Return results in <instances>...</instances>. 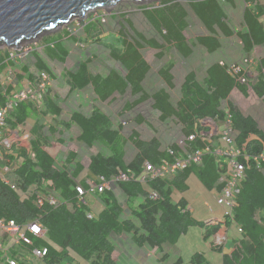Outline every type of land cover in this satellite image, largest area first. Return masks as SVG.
Returning a JSON list of instances; mask_svg holds the SVG:
<instances>
[{
  "label": "trees",
  "instance_id": "obj_1",
  "mask_svg": "<svg viewBox=\"0 0 264 264\" xmlns=\"http://www.w3.org/2000/svg\"><path fill=\"white\" fill-rule=\"evenodd\" d=\"M226 1L232 3L233 0ZM245 1L247 7L243 13L244 27L242 31L234 32L230 29L226 12L218 0H190L192 10L210 34L198 38L197 43L209 54H215L221 48L218 32L226 38L236 34L247 56L252 55L256 48L264 46V5L258 0ZM179 2L180 0H165L158 7H147L144 13L160 34L163 44L146 40L136 32L132 40L124 33L118 36L108 35L103 39V45L110 49L111 57L120 63L126 75L123 76L117 71H110L106 76L93 75L90 71L91 60L88 59L81 62L76 71H67L63 76L75 91L91 87L97 99L102 102L115 94L123 96L128 90L133 96H139L134 105L152 99L153 109L159 112V120L162 123L175 120L181 125L184 139H187V151H203L212 147L208 137L203 135L209 130L203 126L201 120H211L222 126L230 115L232 129L237 134L235 144L247 158L241 159L246 166V179L241 183L233 218L235 224L242 229V237L233 241L232 252L224 255L223 264H264V173L256 168L249 157L264 153V130L253 117L245 116L229 101L234 90L247 96L251 89L264 105V58L255 65L256 75L250 76L248 84L238 82L236 76L229 73L228 65L223 66L219 62L208 68L202 81L194 72L185 77L181 86V99L176 106L172 104L169 93L164 89L150 96L143 86L151 71L149 63L141 54L144 44L161 50V54H164L165 50L175 49L185 59L193 54L184 35L188 28V14ZM86 30L90 34L95 31L98 33L93 24ZM64 35L70 36L68 32H64L63 35L58 33L47 39L55 48L47 45L49 53H46V56H60V59L64 60L69 55L63 47ZM8 60L9 55L6 57L0 53V77L5 68L11 65ZM37 62L38 69L47 71L39 58ZM173 67L174 62L171 61L160 71V77L170 88L174 87V76L171 73ZM22 69L27 73V68ZM1 86L0 83V106L4 104ZM10 91L9 87L8 92ZM46 100L47 111L43 112L45 116L60 118L62 108L54 97L50 98V90ZM224 101H227V108L222 106ZM132 108L133 104L127 103L124 110ZM36 113L37 110L32 105L21 104L8 119V125L14 129L24 126L31 118L36 122L30 130V152L22 149L16 151L20 157H17L16 153L10 155L15 163L9 176L11 186L0 179V219L13 220L18 224L39 219L47 231V238L37 242V245L48 248L47 264H75L71 258L72 254L84 264H117L114 259L116 246L111 238L124 234L130 235L138 248L148 246L156 249L161 255L160 264H183L182 258L171 263V256L164 247L176 245L192 227H200L203 230V240L212 241V250L223 253V246L216 245L214 240L223 227L228 230L233 224L230 218H224L221 222L216 220L214 223H202L192 217L185 199L177 203L173 200L175 192L184 193L188 190L187 181L192 174L197 176L206 189L220 193L224 187L222 179L225 178L221 158L213 153H206L202 165L179 172L171 181L154 180L140 183L136 178L143 173L144 164L158 165L163 159H170L168 152L162 149V144L157 138L143 141L138 132H133L129 141L138 153L127 164L123 126L119 125L116 129L110 117L100 109L94 108L89 116L74 112L69 121L61 123L66 130L78 126L81 130L79 141L88 147L100 144L108 151V154L99 153L91 157L87 178L78 182V177L85 169L77 161V153L70 152L62 165L57 167L54 157L45 150L50 136L44 132L45 126L40 123ZM138 122L143 123L144 119H138ZM58 127H49V134L54 136ZM197 132H200L199 135L190 142L189 137ZM170 148L178 150L177 144ZM120 171L131 177L130 181L117 185L126 197V205H121L114 191L96 193L95 197L100 200L103 209L94 219H89V214L94 212L87 201L85 204H78L77 185L88 189L89 179L102 177L111 181ZM44 184L46 186H43ZM34 185H38V188L29 191ZM44 187L58 192V207H50L48 204L36 205L37 197L46 195ZM152 193H157L158 199H152ZM126 210L129 211L130 217L124 219ZM190 264L211 263L203 253H196L192 255Z\"/></svg>",
  "mask_w": 264,
  "mask_h": 264
},
{
  "label": "rangeland",
  "instance_id": "obj_2",
  "mask_svg": "<svg viewBox=\"0 0 264 264\" xmlns=\"http://www.w3.org/2000/svg\"><path fill=\"white\" fill-rule=\"evenodd\" d=\"M163 1L165 0H147L144 2L120 0L112 6L89 11L84 17H73L68 24L59 26L55 31L31 40H23L15 47H10L5 43L0 45V53L6 55V57L9 55L8 53H11L10 51L19 49L17 51L18 60L13 66V71L16 75L14 79L20 77V87L28 82H33V78L41 71L38 69L37 58L47 68L51 78V86L49 87L50 98L54 97L56 102L59 103L62 108V114L57 119L51 115L45 116L43 112L47 111V100H44L43 105L40 106V110H37L36 114L41 120L40 123L45 126L44 132L47 136H50L45 150L54 157L57 167L62 165L70 152L77 153V161L85 169L78 177V182L83 181L88 176L91 157L99 153L108 154V151L100 144L88 147L79 141L81 130L78 126L75 125L70 130H66L61 125L62 122L69 121L74 112L89 116L93 109L97 108L110 117L116 129H118L119 125H122V135L126 140L125 162L127 164L138 153L129 141L133 132H138L140 139L143 141L157 138L161 142L163 150L184 139L182 127L175 120H169L166 123H162L159 120L160 114L153 109L154 102L152 99L139 105H134L139 96H133L132 92L128 90L123 96L115 94L109 100L102 102L97 99L91 87L83 91H75L71 89L70 82L63 76L67 71H76L80 63L88 59L91 60L90 71L93 75L106 76L110 71H117L123 76L126 75L120 63L111 57L110 49L103 45V39L106 36L108 37V35L118 36L124 33L129 40H132L135 38L136 32L145 37L146 40H155L159 44H163L160 34L154 29L144 14L147 7H158ZM258 1L264 5V0ZM218 2L226 12L230 29L234 32L242 31L244 27L243 13L247 7L246 1L233 0L232 3H228L226 0H218ZM179 3L188 14V28L184 35L193 50V54L185 59L175 49L165 50L164 54H161V50L144 44L141 54L149 63L151 71L143 86L150 96L160 89H164L169 93L172 104L176 106V103L181 99V86L185 77L189 73L194 72L197 74L198 79L202 81L206 76L208 68L214 63L219 62L230 66H240L251 76L256 75L255 65L264 58V46L256 48L252 55L247 56L236 34L231 38H226L218 32L217 35L221 48L215 54H209L204 47L197 43L198 38L210 35L208 30L192 10L190 0H180ZM92 24L98 30V33L96 31L93 34L87 32L86 28ZM64 32L70 34L69 37L64 35L62 40L63 47L68 51L69 55L64 60H61L60 56L59 58L56 56L54 58L46 56V53H49L47 45H51V48L54 47L48 43L49 40L47 41V39L58 33L63 35ZM247 59L249 60L248 63H246ZM171 61L174 62L171 72L174 76V87L172 88L168 87L160 77L161 69ZM23 67L27 68V73L23 72ZM7 71L8 68H5L3 75L0 77L2 89L3 87H7L6 85L9 80ZM47 95L48 90L46 91ZM229 101L245 116L253 117L260 128L264 130V105L251 89L247 96H244L238 90H234L230 95ZM127 103L133 104V108L125 111ZM222 106L223 108H227V101H224ZM141 118L144 119L143 123L138 122V119ZM35 122L36 120L31 118L24 126H21L23 132L30 133ZM55 125L59 126L57 133L51 136L49 134V127ZM205 127L207 128V124ZM216 140L221 146L224 145L221 139ZM188 186V190L184 193L175 192L173 200L177 201L181 197L185 198L193 210L191 214L195 220L208 223L212 220L220 221L224 218L226 211L217 203L219 196L217 192L212 193L213 191L211 192L206 189L195 174L189 177ZM114 190L121 205L125 206L127 202L124 194L118 188ZM86 201L91 207L92 212H94L93 215L96 217L103 209L102 203L96 197L89 195L86 196ZM129 217L130 213L126 210L124 219ZM227 234L228 242L225 240V245L222 243L225 238L224 233L216 236L214 240L215 243H219L216 245H223V253L211 250L210 245L212 241L206 243L203 240V231L200 227L190 228L189 232L182 236L176 245H166L164 250L170 254V262L172 263L178 258H182L183 264H190L192 255L203 253L211 264H223L224 255H229L232 252L233 241L242 237V234L238 231V225L235 224L230 226ZM111 240L116 246L114 259L117 264H160L159 259L161 255L156 249H151L148 246L138 248L133 243L130 235L112 236ZM71 258L74 259L75 264H84L75 254H72Z\"/></svg>",
  "mask_w": 264,
  "mask_h": 264
},
{
  "label": "built area",
  "instance_id": "obj_3",
  "mask_svg": "<svg viewBox=\"0 0 264 264\" xmlns=\"http://www.w3.org/2000/svg\"><path fill=\"white\" fill-rule=\"evenodd\" d=\"M17 51L19 49H14L9 53L8 61L11 64L7 71L9 80L6 85L7 87H3L2 89L4 104L0 106V160L3 159L7 163V166L3 169L6 174H11L15 165L10 155L22 149L30 152L32 140V135L29 132L24 133L21 126L15 129L10 127L8 119L21 104H30L34 109L40 110V106L43 105L46 97V91L48 90L49 92V87L51 86L49 73L41 70L33 78V82H28L20 87L21 82L18 77L14 79L16 75L13 71V66L18 60ZM220 64L225 65L224 63ZM228 67L229 73L236 76L238 82L248 84L251 76L249 73L244 71L240 66L228 65ZM241 71H243V74L240 75ZM9 87L11 88L10 92H8ZM200 122L204 127L207 124V128H210H208L209 132L203 135L208 137V141L212 147H208L203 151H187V139L180 140L177 143L178 150L170 147L166 149L170 159H163L158 165L145 163L143 173L136 180L140 183L154 180L171 181L179 172L185 171L192 166L202 165L205 154L213 153L215 156L221 158L222 166L225 170V178L222 179L224 187L220 193H217L219 195L217 203L226 211L224 218H230L233 224H235L233 218L235 217L236 201L240 193L241 183L246 179V166L241 162V159H245L247 156L235 144L237 134L232 129L230 115L227 116V120L222 126L211 120H201ZM199 133L197 132L196 135L189 137L188 140L190 142L194 141ZM217 138L224 142L223 146L216 140ZM16 154L17 157H20L19 153ZM249 157L252 158L256 168L264 173V153L253 156L249 155ZM130 178L129 175L120 171L111 181H107L102 177L94 180L89 179L87 181L88 189L79 184L77 185V202L78 204H85L86 196H95L96 193L111 190L117 187L120 182L130 181ZM43 186L46 185L44 184ZM37 188L38 185H35L34 190ZM44 188L46 189V195H39L36 199V205L43 206L48 204L50 207H58L60 201L58 192L48 187ZM23 197L27 198V196ZM151 197L152 199H158V194L152 193ZM88 218L94 219L95 216L91 213ZM224 218L219 222L223 221ZM215 221L212 220L210 222L214 223ZM238 231L242 233L240 227H238ZM46 235L47 231L39 219L30 220L24 224H18L13 220L4 218L0 219V264H47L48 248L37 245V242L47 238Z\"/></svg>",
  "mask_w": 264,
  "mask_h": 264
},
{
  "label": "water",
  "instance_id": "obj_4",
  "mask_svg": "<svg viewBox=\"0 0 264 264\" xmlns=\"http://www.w3.org/2000/svg\"><path fill=\"white\" fill-rule=\"evenodd\" d=\"M120 0H0V45L10 47L66 25L73 17ZM144 2L147 0H137Z\"/></svg>",
  "mask_w": 264,
  "mask_h": 264
},
{
  "label": "crops",
  "instance_id": "obj_5",
  "mask_svg": "<svg viewBox=\"0 0 264 264\" xmlns=\"http://www.w3.org/2000/svg\"><path fill=\"white\" fill-rule=\"evenodd\" d=\"M24 72V71H23ZM47 97H48V95L45 97V100L47 99ZM30 120V119H29ZM28 120V121H29ZM27 121V122H28ZM7 166V163L3 160V159H1L0 160V179L5 183V184H7V185H9V186H11V183H10V181H9V176H10V173H5L4 171H3V169H4V167H6ZM10 167H11V165H10ZM87 178V177H86ZM187 184H188V181H187ZM34 188H35V185L33 186V187H31L30 189H29V191H34ZM115 188H118V186L117 187H114V188H112L111 189V191H115L114 189ZM119 189V188H118ZM120 190V189H119ZM18 191H21V190H18ZM212 193H216V191H213ZM218 193V192H217ZM95 197V196H94ZM181 199H185V198H179L177 201H175L176 203L178 202V201H180ZM97 200H98V198H97ZM186 200V199H185ZM98 201H100V200H98ZM187 201V200H186ZM188 202V201H187ZM188 209L192 212L193 210H192V208H191V206H190V204H189V202H188ZM190 230V229H189ZM203 231V230H202ZM227 232H228V230L225 228V227H223L222 229H221V231L217 234V236H219L220 234H222V233H224L225 234V238H224V240L222 241V243H223V245H225V243H224V241L226 240V242H228L227 240H228V234H227ZM207 243V242H206ZM216 244H219V243H216ZM222 245V246H223ZM218 246H221V245H218ZM210 247H211V245H210ZM211 250H212V248H211ZM213 251V250H212ZM171 261V260H170ZM172 263V262H171Z\"/></svg>",
  "mask_w": 264,
  "mask_h": 264
}]
</instances>
